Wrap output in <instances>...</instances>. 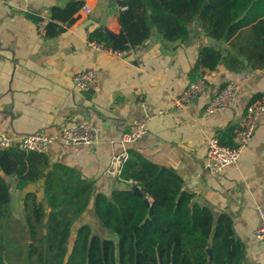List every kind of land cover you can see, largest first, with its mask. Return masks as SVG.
Segmentation results:
<instances>
[{
  "label": "crops",
  "instance_id": "0c3cea01",
  "mask_svg": "<svg viewBox=\"0 0 264 264\" xmlns=\"http://www.w3.org/2000/svg\"><path fill=\"white\" fill-rule=\"evenodd\" d=\"M81 1L91 13L81 7L70 22L52 15L58 9L62 16L72 0H0V133L14 140L34 133L54 140L45 152L48 164L38 182L19 190L17 178L1 171L11 184L13 207L16 200L23 211L28 192L42 198L47 173L58 165L91 181L96 192L127 188L126 182L109 175L108 167L114 153L131 149L175 171L184 188L216 216L232 218L236 237L245 245L242 264H264V242L254 233L257 207L264 210V115L236 164L219 173L207 168L209 138H220L231 127L236 133L247 106L254 98L264 99V68L234 71L223 61L215 69L199 66L197 73L207 76L206 91L182 110L157 115L192 82L204 47L213 46L226 56L231 43L210 38L196 21L185 41L166 42L153 32L146 42L116 56L89 41L95 30L119 36L120 0ZM241 60L246 63L243 56ZM88 69L96 72V88L80 90L73 77ZM228 80L240 85L236 100L205 114L208 101ZM145 115H153L148 133L123 145L121 135ZM75 122L99 127V141L85 145L61 140L62 127ZM92 215L91 204L82 220Z\"/></svg>",
  "mask_w": 264,
  "mask_h": 264
},
{
  "label": "trees",
  "instance_id": "16d2710c",
  "mask_svg": "<svg viewBox=\"0 0 264 264\" xmlns=\"http://www.w3.org/2000/svg\"><path fill=\"white\" fill-rule=\"evenodd\" d=\"M83 4L72 0L62 16L54 9L52 17L72 22L70 16ZM120 5L119 36L111 40L103 30H95L90 40L123 51L157 32L174 43L187 40L191 24L198 21L207 36L229 41L232 50L224 56L213 46L204 47L192 81L204 74L197 73L199 66L215 69L222 61L234 71L264 68V0H120ZM234 137L231 127L220 134V141L233 146ZM47 164L45 153L17 146L0 149V264H242L245 260V245L236 237L228 214L216 216L184 188L175 171L131 149L120 178L127 188L96 192L91 181L58 165L47 173L42 198L26 193L23 216L18 217L11 184L1 171L15 176L17 189L22 190L41 179ZM91 204L93 218L112 237L101 236L82 220Z\"/></svg>",
  "mask_w": 264,
  "mask_h": 264
},
{
  "label": "built area",
  "instance_id": "2783aa9c",
  "mask_svg": "<svg viewBox=\"0 0 264 264\" xmlns=\"http://www.w3.org/2000/svg\"><path fill=\"white\" fill-rule=\"evenodd\" d=\"M83 10L90 14L91 9L87 4H83ZM42 29V25L40 27ZM89 45L106 51L116 56H123L126 50L117 51L109 48L103 41L90 40ZM74 85L80 90H93L96 88L97 75L92 69L78 72L73 77ZM208 86L207 76L202 74L199 79L188 84L186 89L173 98L172 104L166 109L160 110L157 115H164L171 110H182L190 103L194 102ZM240 92V85L235 80H228L224 87L211 97L204 108L205 114H211L219 109L230 106ZM264 115V99L251 102L244 113L241 127L236 130L234 145L227 146L221 143L218 136H212L208 140L207 168L212 173H219L226 167L236 164L241 156L242 150L250 143ZM153 115H145L131 122L127 131L121 135L123 145L135 143L148 133V123ZM99 127L83 122H75L69 126L62 127L61 140L71 144L93 145L99 141ZM54 140L45 134H28L14 140L6 134L0 133V149L17 146L25 151L45 153ZM129 158L128 149L120 153H114L108 167V173L115 179H120L125 162ZM259 223L254 231L255 236L264 242V210L261 206L257 207Z\"/></svg>",
  "mask_w": 264,
  "mask_h": 264
},
{
  "label": "rangeland",
  "instance_id": "374dc122",
  "mask_svg": "<svg viewBox=\"0 0 264 264\" xmlns=\"http://www.w3.org/2000/svg\"><path fill=\"white\" fill-rule=\"evenodd\" d=\"M14 209L15 212L17 214L18 217H22L23 216V212L21 211V208L17 205V201H14ZM87 220H89L93 226V231L100 234L101 236H108V237H112V235H108V233H111L108 229L104 228L103 225L99 222V220H97L96 218H91L90 216H88Z\"/></svg>",
  "mask_w": 264,
  "mask_h": 264
},
{
  "label": "water",
  "instance_id": "95a60500",
  "mask_svg": "<svg viewBox=\"0 0 264 264\" xmlns=\"http://www.w3.org/2000/svg\"><path fill=\"white\" fill-rule=\"evenodd\" d=\"M105 32L107 33V35L109 36V38H110L111 40H113V39L116 37V35H114V34H113L111 31H109L108 29H105ZM133 189H134V191L137 192L138 194L143 195L142 192H141L137 187H134ZM208 253H209L210 256H212V254H213L212 249H208Z\"/></svg>",
  "mask_w": 264,
  "mask_h": 264
}]
</instances>
